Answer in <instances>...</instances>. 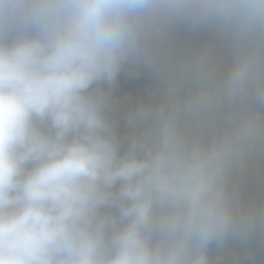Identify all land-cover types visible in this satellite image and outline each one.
Returning a JSON list of instances; mask_svg holds the SVG:
<instances>
[{"label":"clouds","instance_id":"1","mask_svg":"<svg viewBox=\"0 0 264 264\" xmlns=\"http://www.w3.org/2000/svg\"><path fill=\"white\" fill-rule=\"evenodd\" d=\"M140 69L160 99L121 135ZM261 162L264 0H0V264H257Z\"/></svg>","mask_w":264,"mask_h":264},{"label":"water","instance_id":"2","mask_svg":"<svg viewBox=\"0 0 264 264\" xmlns=\"http://www.w3.org/2000/svg\"><path fill=\"white\" fill-rule=\"evenodd\" d=\"M211 37L207 34L188 35L179 34L177 50L182 54H194L199 48L209 43ZM135 77L122 72L118 77L117 87L113 93L115 97L112 115L118 120V131L125 132V116L141 104H155L160 99L157 89L161 87L160 81L150 72L140 69ZM241 194L246 202L264 203V162L258 167L250 166L247 173L240 178ZM252 247L259 250L257 264H264V242L259 238ZM246 249L239 245H230L226 251L225 264H236ZM215 253H213L214 255Z\"/></svg>","mask_w":264,"mask_h":264}]
</instances>
